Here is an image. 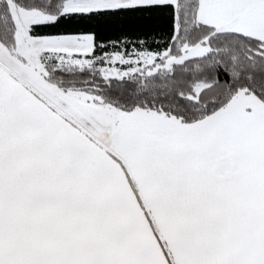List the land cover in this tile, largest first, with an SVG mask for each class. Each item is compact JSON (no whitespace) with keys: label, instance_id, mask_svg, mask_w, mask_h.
<instances>
[{"label":"snow or ice","instance_id":"6c2138e0","mask_svg":"<svg viewBox=\"0 0 264 264\" xmlns=\"http://www.w3.org/2000/svg\"><path fill=\"white\" fill-rule=\"evenodd\" d=\"M0 264H264V0H0Z\"/></svg>","mask_w":264,"mask_h":264},{"label":"trees","instance_id":"16d2710c","mask_svg":"<svg viewBox=\"0 0 264 264\" xmlns=\"http://www.w3.org/2000/svg\"><path fill=\"white\" fill-rule=\"evenodd\" d=\"M162 23V22H161ZM63 29H53L51 31H62ZM130 31V35H129V39L131 40H135L136 36L134 34V32H132L131 30ZM107 36H109L110 38H115L117 35H119V32L116 31V30H111V31H108L106 33ZM153 47H155V45L153 44Z\"/></svg>","mask_w":264,"mask_h":264}]
</instances>
